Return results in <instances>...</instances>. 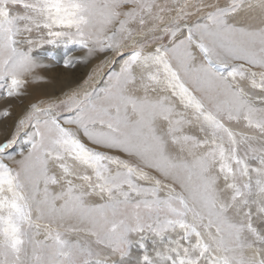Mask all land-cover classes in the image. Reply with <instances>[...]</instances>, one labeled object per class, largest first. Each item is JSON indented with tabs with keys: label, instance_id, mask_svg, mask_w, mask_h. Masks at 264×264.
I'll list each match as a JSON object with an SVG mask.
<instances>
[{
	"label": "snow or ice",
	"instance_id": "obj_1",
	"mask_svg": "<svg viewBox=\"0 0 264 264\" xmlns=\"http://www.w3.org/2000/svg\"><path fill=\"white\" fill-rule=\"evenodd\" d=\"M0 264H264V0H0Z\"/></svg>",
	"mask_w": 264,
	"mask_h": 264
},
{
	"label": "rangeland",
	"instance_id": "obj_2",
	"mask_svg": "<svg viewBox=\"0 0 264 264\" xmlns=\"http://www.w3.org/2000/svg\"><path fill=\"white\" fill-rule=\"evenodd\" d=\"M74 54L79 55V51L75 52ZM59 56L57 57L56 61H48V63L52 64V67L47 69L48 76L56 83H61L60 87H58L54 82L51 83L55 87V91H59L61 87L66 88L67 86H75V83H79L82 81L89 72H91L92 67L94 64H79L73 69H65L62 64L59 62ZM51 71V72H50ZM66 79H69L72 84H65ZM58 89V90H57ZM18 104V103H17ZM27 104V100L23 101V104L19 103V106H23ZM4 123H10L5 121Z\"/></svg>",
	"mask_w": 264,
	"mask_h": 264
},
{
	"label": "bare ground",
	"instance_id": "obj_3",
	"mask_svg": "<svg viewBox=\"0 0 264 264\" xmlns=\"http://www.w3.org/2000/svg\"><path fill=\"white\" fill-rule=\"evenodd\" d=\"M51 72V71H50ZM48 72H47V69H45V70H42V74H44V75H46L47 76V78H48V81H47V83H44V84H40V85H32V86H30V92H33V94H35V95H39V94H41L42 92H44V91H53V90H55V87L53 86V84H51V83H55L58 87H60L61 85H63V84H61V83H56V81L55 80H53V78L51 79L49 76H48V74H47ZM65 84H72L71 82H70V80L69 79H66V81H65ZM67 88V87H66ZM66 88H65V90H66ZM58 90V89H57ZM20 107L21 106H19V103L17 104V108H16V110H17V112H19V109H20ZM8 122H10V121H8Z\"/></svg>",
	"mask_w": 264,
	"mask_h": 264
}]
</instances>
